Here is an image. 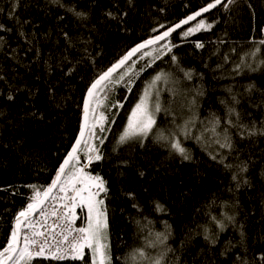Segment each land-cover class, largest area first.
I'll list each match as a JSON object with an SVG mask.
<instances>
[{
  "label": "trees",
  "instance_id": "1",
  "mask_svg": "<svg viewBox=\"0 0 264 264\" xmlns=\"http://www.w3.org/2000/svg\"><path fill=\"white\" fill-rule=\"evenodd\" d=\"M209 2L0 0V250L31 202V186L47 188L74 146L93 80ZM201 19L211 29L174 34L171 52H152L154 61L139 54L120 71L135 62L130 77L106 100L100 94L96 118L104 113L109 130L97 126L106 137L93 141L103 159L85 171L105 181L112 264H264V0H234ZM161 72L156 126L120 143L132 108ZM116 101L123 107H110ZM173 134L189 159L171 147ZM225 135L232 149L215 142ZM157 233L167 237L163 243ZM33 264H91V257Z\"/></svg>",
  "mask_w": 264,
  "mask_h": 264
},
{
  "label": "snow or ice",
  "instance_id": "2",
  "mask_svg": "<svg viewBox=\"0 0 264 264\" xmlns=\"http://www.w3.org/2000/svg\"><path fill=\"white\" fill-rule=\"evenodd\" d=\"M53 2H57V0H53ZM232 3H234V0H210L209 3L189 15L186 19L132 48L126 55L93 80L88 88L87 99L84 103V124L79 138L64 159L52 183L43 190L35 185L31 186L34 189V195L31 197V202L15 216V226L10 233L6 246L0 250V264H33L34 261L39 259L85 261V257L88 255L91 257V264H112L107 236V211L104 207V200L100 198L101 193L107 192L105 181L99 175L94 176L85 171V168L93 161L103 159L99 147L93 141L99 139V143L102 144L106 137H98L97 126L99 125V133L109 130L104 127L103 122L107 121V116L104 113H101L98 119L96 118L95 110L102 103L99 98L100 94L105 93L103 99L106 100V93L112 87L123 83L126 77H130L135 62H133V65H129L126 71L119 72V70L124 68L137 53L141 54V58L149 56L154 61L158 56H152V52H158L160 55L171 52L172 47L175 45H172L167 38L177 28L189 24L190 21L197 20L204 13H208L219 6L227 9ZM12 15L14 13L10 12L9 16ZM77 15L83 16L84 14L77 13ZM211 27L212 24H206L205 20L201 19L193 27H189L183 35L187 37L198 31L211 29ZM4 28L5 25L0 23V29ZM7 30L10 31L11 29ZM166 40L167 43L161 45L160 48L153 47L152 51H142ZM259 44L264 45V40H260ZM196 46L203 47L204 45L198 42ZM256 51H259V49L257 48ZM172 59L175 61L176 57L173 56ZM239 67L237 66V70H239ZM185 75L187 78H191V73H185ZM162 78L166 79V75L163 72L156 75L145 87L143 95L129 114L127 126L119 138L120 143L132 138H145L156 126L157 114L162 111L157 82ZM132 82V79L129 78L125 85L129 92H131ZM154 92L156 94L155 100H153ZM9 99H12V97L9 96ZM233 99L235 100V98ZM110 107H123V103L116 101ZM164 111L167 113L168 110L164 109ZM228 112L230 116L235 114L237 119H239V113L234 108H229ZM90 115L92 117L91 123L89 122ZM215 123L218 124L219 121L217 120ZM228 123L232 124L233 122L229 119ZM241 127L243 126L241 125ZM211 130L214 132L215 128L213 127ZM181 131L185 137L190 135L188 123L185 124ZM248 134L255 135L256 133L252 131ZM260 134L264 135V129L260 130ZM161 138L165 137L161 136ZM202 138L203 134L200 137H196V139ZM215 142L221 148L232 149L233 147L231 138L228 135L224 136L223 142L220 140ZM171 147L184 159L190 158L187 150L182 146L180 139L175 137V134H173ZM81 152L86 156L87 164H82L79 155ZM213 159H215V156ZM227 167H231V165ZM245 170L246 167L241 168V171ZM233 179H235V176ZM77 209L85 212V226L83 227L75 226L79 218ZM37 215L39 216L38 219L36 218ZM166 238L163 234L157 233V239L161 243ZM137 255L147 258L142 250H137ZM261 260H264V256L261 257ZM152 264H161V260L156 259Z\"/></svg>",
  "mask_w": 264,
  "mask_h": 264
},
{
  "label": "water",
  "instance_id": "3",
  "mask_svg": "<svg viewBox=\"0 0 264 264\" xmlns=\"http://www.w3.org/2000/svg\"><path fill=\"white\" fill-rule=\"evenodd\" d=\"M219 7H220V6H219ZM219 7H217V8H219ZM217 8L210 10L208 13H204L201 17H198L197 20H195V21H190L189 24H187V25H182L180 28H177L175 32H172V34H171L170 37H172L174 34L180 32V31L184 30L185 28H188L190 25L194 24L196 21L200 20V19L203 18L205 15H207V14H209L210 12L216 10ZM170 37H168L167 39H169ZM162 42H164V41L159 42L157 45L161 44ZM157 45H155V46H157ZM155 46H150L149 48L143 49L142 51H146V50H148V49H150V48H152V47H155ZM139 54H140V53H137L135 56H133V57H132V60H133L134 58H136ZM132 60H130V61L128 62V64H129ZM128 64H126V65L124 66V68H125ZM124 68H122V69H124ZM122 69H120L119 72H120ZM86 99H87V95H86V97H85V101H86ZM85 101H84V103H85ZM83 124H84V106H83V114H82V121H81L80 131H81V128H82ZM79 134H80V133H79ZM78 138H79V136H78ZM78 138H77V139H78ZM61 166H62V165H61Z\"/></svg>",
  "mask_w": 264,
  "mask_h": 264
},
{
  "label": "built area",
  "instance_id": "4",
  "mask_svg": "<svg viewBox=\"0 0 264 264\" xmlns=\"http://www.w3.org/2000/svg\"><path fill=\"white\" fill-rule=\"evenodd\" d=\"M53 195H55V193H53ZM77 213L80 215L82 221L79 222V221L77 220L75 226H76V227H83V226H84V215H85V213H84V211H82V210H80V209H77ZM36 218L38 219L39 216L37 215ZM49 223H51V221H49Z\"/></svg>",
  "mask_w": 264,
  "mask_h": 264
},
{
  "label": "rangeland",
  "instance_id": "5",
  "mask_svg": "<svg viewBox=\"0 0 264 264\" xmlns=\"http://www.w3.org/2000/svg\"><path fill=\"white\" fill-rule=\"evenodd\" d=\"M201 20V19H200ZM199 21V20H198ZM198 21H196L194 24H192V25H190L189 27H193ZM188 27V28H189ZM188 28H185L184 30H186L187 31V29ZM184 30H182V31H184ZM202 31V30H201ZM198 32H200V31H198ZM197 33V32H196ZM195 34V33H194ZM194 34H192V35H194ZM192 35H190V36H192ZM146 57V56H145ZM145 57H143V58H141L142 60L145 58ZM136 62H138V60L136 61ZM134 66H135V63H134ZM132 71H133V69H132ZM156 99V94H155V92H154V94H153V100H155ZM97 116V115H96ZM127 126V125H126ZM85 213V212H84ZM107 230H108V228H107Z\"/></svg>",
  "mask_w": 264,
  "mask_h": 264
},
{
  "label": "bare ground",
  "instance_id": "6",
  "mask_svg": "<svg viewBox=\"0 0 264 264\" xmlns=\"http://www.w3.org/2000/svg\"><path fill=\"white\" fill-rule=\"evenodd\" d=\"M100 198L103 199V200H105V198H104V193H101V194H100ZM77 215H78V217H79L77 220H78L79 222H81L82 219H81L80 215H79L78 213H77ZM84 226H85V225H84Z\"/></svg>",
  "mask_w": 264,
  "mask_h": 264
}]
</instances>
